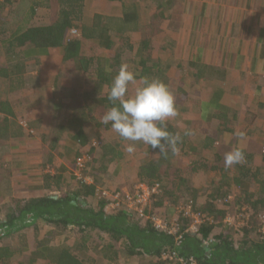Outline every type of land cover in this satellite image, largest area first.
<instances>
[{
	"label": "trees",
	"instance_id": "1",
	"mask_svg": "<svg viewBox=\"0 0 264 264\" xmlns=\"http://www.w3.org/2000/svg\"><path fill=\"white\" fill-rule=\"evenodd\" d=\"M48 1L51 0L0 2V17L4 16L3 12L10 11V29L13 30L12 35L4 40L8 66L0 69V78L9 83V86H5V81L0 82V185L8 190V185L4 184L10 185L5 179L8 178L6 171L11 166L23 169L27 165L22 157L10 158L11 154L16 156L13 151L25 145L22 141L23 146L20 147L14 143L15 139L35 140L39 133L43 140V162L40 167H43L41 175L44 176V186L48 188L54 185L60 193L41 195L43 188L36 185L30 187L33 188V197L2 198V202H5L0 205V264H122L123 260L130 262L131 259L136 264H184L191 258H195L199 264H264V241L259 240L257 235V239H252V234L257 233L253 226L254 222L257 226L256 220L253 219L250 226L239 231L226 222V208L231 207V202L225 203L226 206L221 204L232 195L233 185H238L245 189L246 194L245 197H235L233 206L247 204L255 212L264 210V178L256 193L248 185L250 180L264 177L262 166L248 168L249 164L245 161L241 165H234L237 177L222 173V179L210 186L213 193L204 196V203H201L200 198L204 194L201 193L202 189L195 186L197 173L190 168L196 164L179 166L176 162L177 151L174 153L167 148L165 153H161L159 149H152L154 157L145 159L135 174L138 182L159 187L152 196L148 213L157 212L169 222L177 219L181 224L180 240L155 231L148 222L127 209L125 194L133 186L125 191L122 187L114 189L104 185L103 176L107 174L109 163L124 153L121 148L109 147L101 136L97 138L100 140H97L98 146H94L97 142L93 140L97 137L96 128H112L111 123L103 124L102 118L114 106L108 100V94L121 65L127 64L136 73V83L130 85L129 95L135 93L136 87L142 86L143 78L160 80L170 87L166 77L168 68L161 70L158 65H149L151 59L147 51L153 41L150 33L143 32L139 42H131L130 38L123 36L126 32H136L139 18L151 9L150 5L132 6L125 0H107L123 5L122 18L113 19L97 14L85 24L83 9L86 0H55L44 6ZM167 2L169 0H162V3L155 5L157 9L153 17L163 18V14L171 12L172 6ZM40 7L49 10L44 23L34 21ZM73 28L78 30V38L70 33ZM2 29L7 30L5 27ZM50 50L57 51L60 56L58 64L62 68L59 67L55 76L51 77L57 88L60 86L58 82L62 83L59 93L64 100L55 110L57 124L49 131L41 132L34 130L30 122L23 124L17 114L23 115L26 109L40 106L42 101L35 91L42 90L44 86L37 85L34 91H29L27 104L19 107L18 112L12 95L16 93L20 97V93L28 89L31 77L27 74L26 62L34 60L40 66L43 64L40 59ZM9 57L15 61L14 64ZM81 77L87 79L85 84L80 82ZM224 113L222 117L218 110L215 111L217 120H227L229 123L233 113L228 110ZM21 120H25V117ZM172 127H166V130L175 136V131L168 129ZM89 144L90 149L81 152L80 149ZM61 145L67 155L64 164L73 170H78L77 161L83 156L89 159L88 163L99 164L97 169L95 165L92 167L93 172L82 171L83 176L92 177L93 182H86L72 174L76 184L72 183L68 189L63 188L68 165L57 164L59 156L56 149ZM25 152L17 154L21 156ZM262 152L264 154V146ZM217 156H214L215 159ZM251 158L245 154V159L251 162ZM217 161L220 159L217 158ZM30 168H37V164ZM46 168L49 171L45 172ZM202 168H207V165L204 164ZM244 168L248 170L243 172ZM249 169H255L251 175L248 174ZM99 174L101 178H98ZM108 191L119 194L121 198L115 202L108 200L102 194ZM191 204L210 217L201 225L198 235L187 233L190 221L183 212H178ZM238 236L243 237L242 241L237 242ZM210 237L217 239L218 245L206 248L202 240ZM164 254L172 256L162 259Z\"/></svg>",
	"mask_w": 264,
	"mask_h": 264
},
{
	"label": "crops",
	"instance_id": "2",
	"mask_svg": "<svg viewBox=\"0 0 264 264\" xmlns=\"http://www.w3.org/2000/svg\"><path fill=\"white\" fill-rule=\"evenodd\" d=\"M51 2H55V0L48 1L43 5ZM125 2L132 6L134 4H149L151 9L139 18V23L135 26L136 32H126L123 36L130 38L131 42H139L143 32L150 33V38L152 36L153 41L147 53L155 48L156 40H160L162 44L167 39L169 42L172 40L171 46L173 48H170L168 52L162 51L165 52L164 56L168 55L169 59L165 61L161 56L163 61L151 60L149 65H158L161 70L168 68L166 77L169 79L170 90H172L173 85L177 84H180L179 88L182 89L179 94L171 91L175 96L179 115L174 117L171 122L166 121V123H168V127L173 125V128L168 129H172L173 132L175 131V136L180 137L177 142L176 162L179 166L196 164L194 168H190L195 169L197 173L194 182L196 187L202 189L201 193L204 195L201 194L200 200H202L201 203H204V196L213 193L210 186L213 182L222 179V173L227 172L231 177H237L238 173L236 168L234 169V165L226 168L224 164L225 154L232 151L234 147L242 148L247 156L252 157L251 162L247 159L244 160L249 164L248 168L250 166L253 168L264 167V154L262 152L264 146V71H257L258 64L264 61V0H169L167 3L172 6L171 12L163 14V18L153 17L157 4L154 0H125ZM48 11L47 8L40 7L34 21L44 23L45 18H48ZM123 13V5L118 1L86 0L83 9V22L86 24L97 14L111 18L119 17L120 19ZM3 14L4 16L0 17V69H5L8 66L4 40L8 39L13 31L10 29V11L3 12ZM4 27L7 30L2 29ZM166 27L169 29L166 30ZM177 38H179L178 41ZM174 53L182 62L175 60ZM59 58L57 51L50 50L46 56L40 59L42 65L37 66L34 60L26 62V71L31 77L29 81L27 80L28 89L24 93H20V97L16 93L12 95V101L15 103L18 112L19 107L27 104L26 95H29V91L35 90L37 85L44 86L42 90L35 91L38 99L42 101L40 106L26 109L25 111H30V115L25 111L23 113L25 118L28 116L29 122L36 128V131H49L57 124V111L55 110H57L58 104L64 100L59 93L63 85L57 81L60 84L57 88L54 85L56 83L54 78L46 75L44 70L47 68L48 72L55 76L57 69L62 68L58 64ZM9 60L13 64L15 63L10 57ZM261 67L264 68V65ZM0 81L4 82L5 80L0 78ZM5 83L7 82L5 81ZM4 85L9 86V83ZM182 85L183 87H181ZM217 110L222 114V117L227 110L232 112L233 114L229 117L230 122L217 120L215 114ZM17 115L20 120L21 114L18 113ZM35 117H37L36 121L40 122L38 126L35 124ZM175 121H177L176 126ZM88 126L90 127L89 124ZM36 136L35 140L15 139V144L22 147L21 142L23 141L25 145L19 150L13 151L16 152V156L11 154L10 158L22 157L26 160L27 165L23 169L11 166V173H7L8 178H5L10 182V185L3 182L8 185L9 189L5 190L0 185V205L5 202H2V198L5 196L8 198L9 196L18 198L26 195L33 197V188L30 187L36 185L43 188V191L40 192L41 195L60 194L54 185L48 188L44 186V176L41 175L43 167H40V163L43 162L42 153L44 151L41 150L43 140L39 133ZM96 136L93 137L95 139H92L93 142L100 141L97 138L101 136L112 148L123 149L132 145L129 143L130 141L125 142L112 128H108V130L96 128ZM91 144L82 147L81 152L85 153L87 149L89 150ZM62 147L63 145L56 149V154L59 156L58 165L67 161L65 158L67 155ZM147 147L148 154H150L148 158H153L154 154L150 145ZM22 151H26L25 155L18 156L17 153ZM216 154H218L217 158L220 161L215 159ZM124 157L125 154H122L112 161L114 165H109L107 174L103 176V181L106 182L104 185L109 184L114 189L122 187L125 190L139 181L137 174H135L137 168L134 167L133 171L131 169L128 170L129 172L126 171L122 162ZM10 158L9 160H11ZM34 162H36L37 168L32 169L30 166H34ZM204 164L207 165L205 169L202 168ZM66 167L67 170L63 177L64 189H68V186L74 183L76 184L72 177V174L76 175V173H72L73 169L69 165ZM248 168H244L243 172H246ZM46 170L49 171L48 168L45 169V172H47ZM206 170L209 172L206 173ZM254 170L249 169L248 174L251 175ZM32 175H34V185L29 184ZM16 176L18 177L13 182L12 177L15 178ZM85 178L91 182L90 177ZM263 178L260 176L257 180L248 182L253 193L261 188ZM233 187V196L245 197V189L238 185H233ZM234 204L235 201L231 203V206ZM258 212H264V210ZM253 226L257 229L258 223L256 226L254 222ZM252 235V239H257L256 233ZM236 239L237 242L242 241L243 237L238 236ZM130 262L136 264L135 260L131 259Z\"/></svg>",
	"mask_w": 264,
	"mask_h": 264
},
{
	"label": "clouds",
	"instance_id": "3",
	"mask_svg": "<svg viewBox=\"0 0 264 264\" xmlns=\"http://www.w3.org/2000/svg\"><path fill=\"white\" fill-rule=\"evenodd\" d=\"M261 65H264V61L258 64L257 71H264ZM106 70L111 71L110 68ZM135 83L136 73L127 64H122L113 78L108 94V100L114 106L104 114L102 123H111L112 129L124 140L142 141L152 149H159L161 153L171 148L175 153L178 151L176 145L180 137L173 136L166 130V121L179 115L174 94L163 81L143 78L142 86L136 87L135 93L129 95V87ZM133 150L134 146L129 145L128 151ZM244 160L245 153L240 147H234L224 156L226 168Z\"/></svg>",
	"mask_w": 264,
	"mask_h": 264
},
{
	"label": "built area",
	"instance_id": "4",
	"mask_svg": "<svg viewBox=\"0 0 264 264\" xmlns=\"http://www.w3.org/2000/svg\"><path fill=\"white\" fill-rule=\"evenodd\" d=\"M70 33L76 38L80 36L76 28H73ZM98 144L99 143L97 142L96 144H94V146H98ZM88 161L89 159L86 156H83L77 161L78 170L76 176L82 180H86L82 175V171L87 166ZM158 188L159 187L157 185L153 188L144 183L137 182L133 185L132 190L126 192L125 194L126 207L129 211H132L138 218H141L144 222H148L155 231L164 232L167 235L174 236L176 240H180L181 224L177 221V219L169 222L163 217H160L157 212L148 213L152 204V196L154 193L158 192ZM102 194L105 196V198L113 202L121 198L119 194H114L113 192L109 191L103 192ZM235 197L236 196H233V194L229 195L227 199H224L222 201V206H226L225 203H232ZM116 206H118V204H116ZM178 212H183L184 216L189 219L190 223L187 233H192L193 235H198L201 225L205 224L210 219L207 213L196 209L192 204L185 208L179 209ZM253 219L258 223L256 234L259 240L264 241V212H255L251 206L247 204H241L240 206H234L231 209L230 215H228L226 222L230 225H233L235 229L243 230L246 229L247 226H250V223ZM202 242L206 248H212L218 245V241L214 237H210L208 240L203 239ZM171 256L172 255L164 254L162 256V259H168ZM183 263L199 264L195 258H191L187 262Z\"/></svg>",
	"mask_w": 264,
	"mask_h": 264
},
{
	"label": "rangeland",
	"instance_id": "5",
	"mask_svg": "<svg viewBox=\"0 0 264 264\" xmlns=\"http://www.w3.org/2000/svg\"><path fill=\"white\" fill-rule=\"evenodd\" d=\"M154 1H156V3L158 4V3H162V0H154ZM146 14V13H145ZM144 14V15H145ZM169 29V27H166V30H168ZM138 38H139V36H138ZM177 41L179 40V38H177L176 39ZM172 41V40H171ZM169 42V40L167 39V41L166 42H164L163 44L161 43V41L160 40H156V42H155V44H154V47L155 48H152L151 50H150V53H148V55L150 56V59L151 60H153V61H156L157 59H159V60H161V61H163L162 59H161V56H162V58H164V60L165 61H167L168 59H169V57H168V55H165L164 56V53L165 52H162V51H169L170 50V48H173V46H171V44H172V42ZM164 49V50H163ZM173 52V51H172ZM173 55H175V60L176 61H178V62H182L181 61V59L174 53ZM170 58H172V57H170ZM162 63V62H161ZM45 71V73H46V75L48 74V75H50V76H53L51 73H49L48 72V70H47V68L44 70ZM85 81H86V78H84V77H81V80H80V82L82 83V84H85ZM0 82H2V83H4L3 81H0ZM4 84H7V83H4ZM85 87V85H83V88ZM180 87V84H177V85H173L172 86V90L171 91H173L174 93H176V94H179V93H181L182 92V89H180L179 88ZM181 87H183V85L181 86ZM86 88V87H85ZM31 91H34V90H31ZM36 111V110H35ZM30 111H25V113H27L28 115H30L31 113H29ZM24 116L21 114L20 115V118L22 119ZM28 116H26V118H25V120H21L20 119V121L23 123V124H27L30 120L27 118ZM36 119H35V121L37 120V117H35ZM174 118V117H173ZM173 118H169L168 120H167V122H171L172 121V119ZM37 122V121H36ZM35 122V124H36V126H38L39 124H40V122H37L36 123ZM157 123H159V122H157ZM172 124H174V123H172ZM176 124H177V121H175V126H176ZM35 126V127H36ZM173 126V125H172ZM166 127H168V126H166ZM173 128V127H172ZM36 128H34V130H35ZM125 142H127V140H125ZM129 142V141H128ZM130 144H132L133 146L136 144V146H134V150L132 151V152H129L128 151V148L126 147V148H123V149H121V151L125 154V157H124V160H122V162H123V164H124V166H125V168H126V171H130V169H131V171H133L132 169L135 167V168H137L136 166H138L141 162H142V160H145L146 158H148L149 156H150V154H148V152H149V150H148V145L147 144H145V146H144V143L142 142V141H136V142H132V141H130L129 142ZM129 143H128V145H129ZM139 145H138V144ZM35 144V143H34ZM124 144H126V143H124ZM140 146V147H139ZM109 147H111L110 145H109ZM151 151H152V153H155L153 150H152V148H151ZM185 160H189L188 158H184ZM30 162V161H29ZM36 162H34V164H35ZM110 164H113L112 162H110L109 163V165ZM95 164H93V162H91V163H88L87 164V166L84 168V170L86 169L87 170V172L89 173V172H93L92 171V167L94 166ZM114 165V164H113ZM99 167V164H96L95 165V168L97 169ZM128 171V172H129ZM7 173H11V170H7L6 171ZM73 173H76L77 174V170H73ZM82 175H83V173H82ZM89 175V174H88ZM33 176L34 175H32L31 176V178H32V180H31V182H29V184L30 185H34V183H35V181H34V179H33ZM89 176H91V175H89ZM18 176H16L15 178L14 177H12V179H13V182L16 180V178H17ZM98 178H101V176H100V174L98 175ZM105 178H107V177H105ZM90 179H91V181H92V177H90ZM105 184H106V182H105ZM107 187H109L110 185L109 184H107L106 185ZM234 206H231L230 208H227V215H230V211H231V209L233 208ZM122 264H131V262H127L126 260H123L122 261ZM133 264H135V263H133Z\"/></svg>",
	"mask_w": 264,
	"mask_h": 264
}]
</instances>
